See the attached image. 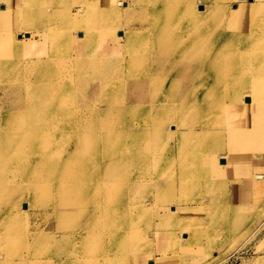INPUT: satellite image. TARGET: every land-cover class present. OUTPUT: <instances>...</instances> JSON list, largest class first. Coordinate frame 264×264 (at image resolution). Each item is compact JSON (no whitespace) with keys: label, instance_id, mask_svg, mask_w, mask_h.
Listing matches in <instances>:
<instances>
[{"label":"bare ground","instance_id":"obj_1","mask_svg":"<svg viewBox=\"0 0 264 264\" xmlns=\"http://www.w3.org/2000/svg\"><path fill=\"white\" fill-rule=\"evenodd\" d=\"M223 1L237 4L229 10ZM51 2L0 0V92L9 97L14 91L0 105V264L31 263L52 253L81 264L80 256L65 259L71 249L123 264L127 258L115 255L125 247L133 249L129 264H144L141 255L151 257L154 242L160 257L148 264H186L188 257L203 256L196 236L204 234L199 222L213 205L214 188L227 181L226 194L234 198L249 190V179H264L253 175L261 163L238 172L233 161L239 152L264 161V0H201L211 8L205 13L160 9L168 19L155 6L180 0L141 2L136 14L110 9L116 2L115 9L133 8L135 0H71L60 17ZM208 16L206 31L196 32ZM147 25L153 38L141 48L144 30L137 29ZM117 27L135 30L122 31L119 43ZM57 38V49L48 45ZM24 48L28 54L21 58ZM145 57L148 79L121 105L109 79L120 65L139 73ZM67 58L87 65L75 87L95 80L96 88L80 93L73 85L59 87V63ZM43 93L54 95L53 103H41ZM69 100L71 108H61ZM9 103L13 108L5 110ZM117 112L122 116L113 118ZM49 120L57 123L50 131L56 132V151L46 155ZM216 126L224 146L207 149L202 142ZM229 206L238 212L245 207ZM163 223L176 229L160 231ZM138 231V248L124 242ZM181 232L185 243L176 240ZM33 250V258L22 255Z\"/></svg>","mask_w":264,"mask_h":264},{"label":"rangeland","instance_id":"obj_2","mask_svg":"<svg viewBox=\"0 0 264 264\" xmlns=\"http://www.w3.org/2000/svg\"><path fill=\"white\" fill-rule=\"evenodd\" d=\"M100 0H94V2L96 4L99 3ZM124 1L128 4V2L130 0H121ZM149 0H135L136 5L133 8L127 9L125 10L126 7H122L120 9H115L117 8V2L113 3L111 6V10H119L120 14H128L129 12H134L136 14V10H138L139 8L143 7V4L141 5V2H148ZM166 1V0H165ZM71 2V0H54L55 5L59 6L60 12L58 14V16L60 17V14L62 13V10L67 8V3ZM120 2V0H119ZM50 3V4H51ZM121 3V2H120ZM224 4L225 7H227L229 10H231L232 8H234V4H237V1H232V2H222ZM48 5V10L49 11H53ZM123 5H125V3H122ZM131 4V2H130ZM169 5V4H167ZM166 6V5H165ZM165 6H159L156 5L155 9L157 13L163 12V15L166 17V11H162L160 9L163 8H167V9H172L174 10L175 8H179V10L181 12L183 11H189L188 13H190V11L192 10H198L199 8H203L204 10L202 11L203 13L209 11L211 8H208V4L206 2H201V0H180V3L178 4H172L168 7ZM229 6V7H228ZM154 9V10H155ZM190 9V10H189ZM74 10V9H73ZM76 12V10H75ZM107 14L112 15L111 13H109L108 11H106ZM74 14V13H73ZM148 17V14H147ZM168 19V17H166ZM37 19V24H40V15L36 17ZM60 19V18H59ZM210 19L211 17H203L200 18L202 24L197 25L196 28V32H204L206 31L204 28V26H208L210 25ZM43 21H47L45 19H43ZM86 22V21H85ZM98 23H101L98 20ZM94 25L96 26V20L94 21H90L88 24V28L92 29L94 27ZM220 28H223L220 26ZM135 29H122L120 27H117V29H115L113 31V36L116 39L117 42L121 43L122 40V35H120L123 31L126 33H129L131 31H134ZM137 30H144L143 31V36L141 37V39L138 41L139 43H144V45L141 48H144L146 43L148 44L152 38H153V31L150 27V25H147L146 27L142 26V28H139ZM103 31V30H102ZM19 32V31H18ZM23 32V30H20V34ZM73 38L75 39H79L78 38V33L73 32ZM63 38V36H62ZM36 40V38H34ZM48 41V40H47ZM58 41H61V39L57 38L54 40V45L52 44H48L51 47L57 49L58 48ZM110 41H112V34L110 35ZM38 42V41H37ZM36 42V43H37ZM124 45V44H123ZM23 55L22 57L27 56L28 52H25L26 49H23ZM148 51V50H147ZM146 51V53H147ZM122 52V51H121ZM121 54V53H120ZM71 55V54H70ZM125 55L127 56V58L130 60V65H132V61L131 57L129 54L125 53ZM72 56V55H71ZM94 57V54H93ZM140 60V66L138 67V70L140 71L139 73H136L135 75H133L131 73V71L127 70L128 66L125 65H120L118 67L119 69V73L116 75H112V77L109 79V84L112 88H115V90H112V95L113 97L119 99L120 104H124V102L127 100V98L131 97V94L129 92V90L137 85H141L143 82H145L148 79V68L150 66V59L145 57V60H141V58H139ZM72 63H77V61H72L71 58H67L63 61H61L59 63V67L58 69H60V73L58 74V80L60 83L59 87H68L70 85H73L74 87L76 86V84L79 82V78H80V72L84 71V69H87V65L86 63H77V68L76 69H71L70 65ZM229 80V78H228ZM97 86V82L95 80L90 81L89 83H86L85 85H82L78 88L75 87V91H79L80 93L85 92L87 89H93L96 88ZM14 94V91H10L9 92V97H12ZM7 95L3 94L0 92V105L9 98ZM104 96H101L100 99H103ZM55 97L54 95H51L49 93H43L41 96V103H53ZM73 105L72 101L69 100V102L62 106L61 108H71V106ZM81 107L85 108V104L81 103L80 104ZM12 105L11 103L5 105V110L7 109H12ZM193 109L189 108L187 110V115H189L190 113H192ZM122 116L119 112H117V114L115 113V115H113V118L117 117V116ZM57 125L56 122L49 120L48 123V127H47V132H50L53 130V127ZM218 127V128H217ZM132 127L127 125L126 129L128 133H131ZM182 128V127H181ZM215 129H220L219 126H216L215 128H213L214 132L212 133L213 135L209 137V140L206 142H202L204 143L203 146L206 147L208 149V147L210 146V144H214V145H219L218 148L223 147L224 145L221 144L220 142H224V138L222 136V140L218 141L217 137L219 132L216 133ZM54 132V131H53ZM51 133V141L47 146V149L44 151V154L46 155H50L51 153H54L56 151L55 149V145H56V132ZM215 133V134H214ZM215 142V143H214ZM219 143V144H218ZM226 149V147H225ZM208 153L206 150L203 151L202 153ZM223 151H217V153H221ZM161 155V154H160ZM75 158H79V156L77 154L74 155ZM236 157V158H235ZM235 160H233L235 163H239L237 164L238 166L235 168L236 171H242V169H252L253 166L250 165L255 163V166L258 165V163H261L257 169H255V171H253V175H255L257 172L261 173L262 176H264V161H261V159L259 158V156H256V153H247V152H239L237 154H235ZM57 160V159H56ZM59 161V160H57ZM254 166V168H255ZM64 170V169H63ZM250 181V187L249 190L246 189L244 190V192L237 194L234 198L232 197L231 194H226L229 193L228 189H224L227 185L228 187V182L224 181L223 186H218L214 188L215 193L213 194L215 196L214 201H213V205L207 210L208 213L206 216H204V219L202 221L199 222V225L201 227H203V230L201 231V233L204 234H199V236L197 235L196 237H198V239L200 240L201 244L203 245V256H192V257H188L186 264H264V179L262 178H255V180ZM172 181H170L171 183ZM169 183V184H170ZM222 183V182H221ZM220 183V184H221ZM16 192H19L20 194H23L22 191L20 190H16ZM207 197H203V201L202 203H207ZM243 204L245 207L243 209V212H238L237 208L235 209H231V207L229 206L230 204H235V205H239ZM207 207V206H206ZM170 209V208H169ZM21 210L24 211L26 210V207H24L22 205ZM167 211H169L167 209ZM232 217L225 221L223 217H228L231 216ZM190 221L193 220H198L195 217H192V219H189ZM36 221H40V218L37 219ZM80 223H71V225H79ZM176 229V226L174 225V223H172L170 226H168L166 223L161 224V230L163 232H167V231H172ZM139 231L135 234L134 238L132 239H123L124 242H128L130 245H133V247L138 248L139 244L137 242H139L137 240V235H138ZM141 233V231H140ZM139 233V234H140ZM163 236V235H161ZM186 237L187 235L184 232L181 233H177L176 235V240L178 242H182L185 243L186 241ZM140 239V238H139ZM161 243H165V240H162ZM144 247L145 246H141ZM126 248V247H125ZM125 248L122 249L121 252L126 253H120L121 255H115V258L118 257V259H123V258H127V263L123 261V264H129L128 261H130L132 254H133V249L130 250V248ZM152 248L153 251V255L150 257L148 256V252H146L144 255H141L146 257V259L144 260V264H148L147 260H156V258H159V253H158V246L155 245V242L153 243V245L150 247V249ZM127 252H129L127 254ZM140 252H142V250H140ZM20 253V252H18ZM25 254V255H24ZM22 253L23 256L27 257H34L37 254V251L33 250V251H28L26 253ZM90 255H87V253L85 255L90 256V257H85V255H83V252L81 251V249L76 250L73 252V249H71V251H68V253L64 256L67 257L65 258L66 260L69 258V256H71L72 258H70L69 260H72L75 257L80 256L81 259V264H107L105 263V261L102 259L101 256L99 255H93L91 253H88ZM123 255H125L124 257H122ZM82 256V257H81ZM84 257V258H83ZM125 258V259H126ZM51 259L53 261H51ZM102 259V260H101ZM59 261L62 264H66L61 260V256L56 255V254H48L45 258L41 257L39 259H36L34 261H32L31 263L29 262H23L22 264H48V262L50 264H54L55 261ZM104 261V263H103ZM147 261V262H146ZM208 261V262H207ZM185 263V262H184ZM183 263V264H184ZM56 264V263H55ZM110 264H114V261H112V263ZM120 264V263H118Z\"/></svg>","mask_w":264,"mask_h":264}]
</instances>
